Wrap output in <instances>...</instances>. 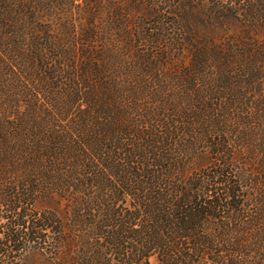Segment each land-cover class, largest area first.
<instances>
[{
  "label": "trees",
  "instance_id": "obj_1",
  "mask_svg": "<svg viewBox=\"0 0 264 264\" xmlns=\"http://www.w3.org/2000/svg\"><path fill=\"white\" fill-rule=\"evenodd\" d=\"M261 30L264 0H0V264H264Z\"/></svg>",
  "mask_w": 264,
  "mask_h": 264
},
{
  "label": "rangeland",
  "instance_id": "obj_2",
  "mask_svg": "<svg viewBox=\"0 0 264 264\" xmlns=\"http://www.w3.org/2000/svg\"><path fill=\"white\" fill-rule=\"evenodd\" d=\"M225 25L226 27L231 31V32H239L240 31V23L234 19H226L225 20ZM261 37H264V30H261L260 32ZM201 165H206V162H202ZM198 167V166H196ZM26 264H40V260L36 258L30 259ZM150 264H157L155 259H152Z\"/></svg>",
  "mask_w": 264,
  "mask_h": 264
}]
</instances>
